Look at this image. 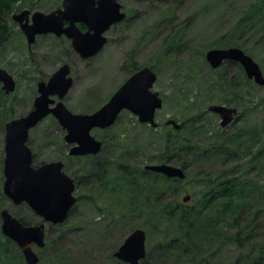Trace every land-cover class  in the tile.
<instances>
[{"label":"rangeland","instance_id":"1","mask_svg":"<svg viewBox=\"0 0 264 264\" xmlns=\"http://www.w3.org/2000/svg\"><path fill=\"white\" fill-rule=\"evenodd\" d=\"M117 1L127 17L106 32L108 41L100 51L86 57L74 48L65 34H41L34 44L29 45L19 23L12 18L13 14L24 9L56 10L63 7V0H17L9 13L7 20L11 30L8 40L0 46V67L12 74L16 87L6 93L0 82V212L7 208L15 216L31 223H39L43 219L28 203L16 204L3 190L5 124L32 110L40 81H47L61 64L68 63L74 83L64 96V102L75 113H90L109 100L133 73L134 67L148 65L158 74L152 89L163 99L162 108L156 112L157 126L141 122L137 114L124 110L111 127L92 129L96 138L105 141V150L95 156H71V144L64 138L66 129L52 114L30 130L28 144L34 153V164L61 160L65 171L81 180L77 184L76 195H82V198L75 204V211L61 225L47 223V247L33 246L42 258L41 264H129L119 260L114 252L137 227L147 232V254L139 264H251L253 253L258 252L264 240L240 244L224 237L212 247L211 244L207 246L209 250L205 254H195L192 248L201 244V237L195 234L190 239L183 235L179 238L188 240L189 247L175 242L169 246L171 249H165L169 239L179 234L173 226V218L157 224L155 219L150 220L144 214L138 213L137 216L136 212L128 211L129 207L122 200L125 195L135 197L145 193L144 184H138L137 178L154 183L155 175L143 176L145 165L163 162L166 145L170 149L167 153L173 156L166 162L178 166L186 162L188 179L193 182L187 184V178L181 180L167 176L172 180H165L167 185L161 184L164 188L159 191L163 192L161 199L159 193L158 199L155 194L157 208L168 203L167 207L177 212L191 209L196 213L201 207L198 204L202 200V184L194 180L201 168L208 169L213 177L228 173V177L249 182L246 183L249 188L251 181L259 179L264 187L262 159L252 161L250 153H242L235 156L236 159L225 160L227 154L219 151L224 135H232L240 128L246 129L249 126L247 122L254 126L264 124V107L259 103L264 97V86L249 79L239 62L228 61L212 68L206 59L208 50L234 46L230 43L238 38L239 42L246 44L241 46L242 49L253 56L264 71V29L244 36L241 35L242 30H236L240 15L254 0ZM221 79L224 81L220 87L218 81ZM236 87L246 106H239V116L227 127H222L220 116L208 108L211 104L237 105L238 97L224 91ZM52 97L59 100L58 95ZM170 118L179 122L185 120V128L168 138L171 125L165 123ZM262 140L264 135L256 140L254 148ZM185 141L191 148H185V151L190 149L186 153L180 152L182 147H186L182 146ZM201 146L210 149L209 154L197 156V147ZM102 167H105L104 180L108 185V188H103L105 191L95 180L88 181L84 177L91 172L101 173ZM229 168L232 171H228ZM124 177L129 185L119 190L121 182L118 179ZM188 193L192 198L184 202L183 197ZM246 195L245 206L233 216L237 220L231 221L225 229L228 233L239 231L238 223L244 225L253 218V206L259 208L261 205L256 193ZM176 202H179V207ZM215 205L204 207L199 218L213 216ZM1 222L0 216V238H4ZM256 223L259 224V220ZM243 232L247 234V231ZM257 232L262 235L264 230ZM16 262L25 264V259H16Z\"/></svg>","mask_w":264,"mask_h":264},{"label":"water","instance_id":"2","mask_svg":"<svg viewBox=\"0 0 264 264\" xmlns=\"http://www.w3.org/2000/svg\"><path fill=\"white\" fill-rule=\"evenodd\" d=\"M63 6V9L50 13L35 11L31 23L28 18L23 21L29 11L15 15L30 43L36 40L38 33H65L72 38L73 46L82 56H91L107 42L104 32L114 22L126 17L117 0H64ZM65 20L69 21L66 27ZM79 21L87 24L86 32H82L77 26ZM206 59L214 68L222 65L225 60L237 61L242 64L249 78L264 86L260 64L239 47L210 49L206 53ZM70 72L69 64H64L47 81H40L39 94L32 110L5 124L4 193L16 204L28 203L43 218L38 224L28 225L7 208L0 212L2 232L20 247L25 264H40L33 246H45L47 222L63 223L77 199L73 194L74 179L63 170L62 161H47L37 166L33 164V151L27 146L30 130L51 113L67 130L66 141L75 143L70 149L71 154L98 153L102 142L91 134L94 127L106 128L113 125L125 108L137 114L141 122L156 126V110L163 104L159 93L152 90L157 72L150 66H144L131 75L100 108L92 113H74L63 101L74 83ZM0 81L3 82L2 88L6 93L12 92L16 87L14 77L2 67ZM52 95H58L60 100L56 102ZM208 109L221 115L222 126L230 123L238 111L236 107L221 104H213ZM166 123L173 124L176 129L181 128V124L173 119ZM145 168L180 179L186 176L182 167L169 163L148 164ZM190 198V194H187L183 200L187 202ZM146 238V231L136 228L126 237L115 256L124 262L138 264L146 256Z\"/></svg>","mask_w":264,"mask_h":264},{"label":"trees","instance_id":"3","mask_svg":"<svg viewBox=\"0 0 264 264\" xmlns=\"http://www.w3.org/2000/svg\"><path fill=\"white\" fill-rule=\"evenodd\" d=\"M16 3L17 0H0V46H2L9 38L10 26L7 17L9 13L14 9ZM258 29H264V0H254L250 2L246 9L240 15L236 27L237 31H243V33L241 34L242 36L248 33H252L253 31H256ZM230 44L239 47H243V45H246L243 42H239L238 38L236 39V41H233ZM224 46H227V44H224ZM262 63L264 64V61ZM136 70H138V68L134 67V69L132 70L133 73ZM223 81V79L218 81L220 87L223 84ZM224 91L228 92L232 96L238 97L237 105H235L236 107L246 106L245 102L242 101L243 98L239 96L240 91L238 90V87L230 91L224 89ZM228 101L232 102L230 99ZM259 103L264 107V97L259 101ZM181 125V129L179 130H175L171 126V128L167 132L168 138L174 137L179 132L184 131L185 120L181 122ZM247 125L249 126L246 129L240 128L239 130L233 132L232 135L227 134L223 136L224 142L220 144L219 151H223V153L227 154L225 160H227V158L236 159L235 156H240L242 153H250L252 161H258L260 159L264 161V140L261 141L258 147L254 148L256 140L260 139L262 135H264V124H262L263 126L261 124H255L254 126L250 122H247ZM185 139L188 138H184V140ZM189 140L191 141V139ZM185 142L186 144L182 146L186 147H182V150L178 151L186 153L190 150V143L188 141ZM216 145L219 144L217 143ZM167 147L168 145H166L165 148L166 154L162 155L163 162L171 161V159H173L171 153H167V150H170ZM187 147L189 148L185 151L184 149ZM209 150L210 149H208L206 146H201V148L197 147V151L195 154H198L197 156L209 154ZM181 164L183 168H187L185 167L186 162H182ZM262 165L264 166V163H262ZM104 169L105 167H102L100 169L102 170L101 173L95 174L91 172L89 174H86L84 177L88 181L95 180L96 183H99L101 185L102 189L108 188L107 182L104 180ZM198 170L200 171L195 174L194 181L196 183L202 184V189L200 192L202 193V200L201 203L198 204L201 205V207L199 208V210H197L196 213H194L191 209L185 211L180 208L179 209L182 211L177 212L176 210H174V208L167 207L168 203L164 204L163 207L157 208V194L159 193V198L161 199V194L163 192L159 191L164 190V188L161 187V184H164L165 180L170 181L172 179L168 178L167 176L161 173H153V171L149 170H146V173L144 175L142 173V175L145 177L155 175L156 178L152 179L154 183H148L146 180H142L141 177L137 178L135 181H137L138 184H144L145 193H142V195H136L135 197H126L125 195L122 201L124 204L127 205V207H129L128 211L136 212L135 215L137 216L138 213L144 214L150 220L155 219L154 221H156L157 224L162 223L167 218H173L176 223H173V226L179 231V234H177L178 236H173L169 239L167 243L169 245L165 246V249H171L169 246L173 245L175 242H178V244L181 243L184 246L189 247L190 245L188 240L181 241V239L179 238L183 235H187V238L190 239L195 234H197L198 238L201 237V244L192 248V250L196 251L195 254H205L209 250V247L207 246L211 244L212 247L217 241L223 239L224 237L229 239L232 238L240 244H243L246 241L254 242L258 239L264 240V233H262V235H259V233L257 232V230H264V187L262 183L263 181H259V179L255 182L251 181V187L249 188L248 186H246V183L249 182H242V179H239L237 177H228V173H221L220 176L213 177V173H209V171H207L208 169L204 170L203 168H201ZM228 171H232V168H229ZM186 178H189L188 172ZM115 180H117V178ZM118 180L119 182H121V184L119 185L120 187H118L119 190H122L123 188H126V186L129 185V181H127L125 177L123 179ZM245 180L249 181V179ZM155 182H157V184ZM190 182H193V180L190 179L187 184H190ZM103 191L105 190L103 189ZM134 191L136 190L134 189ZM252 192L258 195L261 203L259 208H261L262 210L256 206H253L252 212L254 213V217L249 219L244 225H239V222V231L235 233H228L225 230L226 227L228 226V224H231V221H234V219L237 220V218L233 216L237 213H240L242 207L245 206L243 205L244 201L247 200L246 194H250ZM143 194L146 195L144 196ZM155 194L157 196V199L155 197ZM81 198H79V200ZM176 203L178 206L179 202ZM211 204H217L213 207V210L215 209L213 216H202L200 219L199 216L203 215L202 212L204 210V207L209 206ZM75 209L76 206L71 209L70 213L72 214ZM22 220L26 224H32L29 221H25L24 219ZM257 220H259V224L256 223ZM243 231H247V234H244ZM46 245H48L47 242ZM253 254L255 256L252 257L251 264H264V243L260 245L258 252ZM21 258H23V255L19 251L15 243H13L9 238H0V264H17L16 259L21 260ZM41 260L42 258L40 257V261Z\"/></svg>","mask_w":264,"mask_h":264},{"label":"flooded vegetation","instance_id":"4","mask_svg":"<svg viewBox=\"0 0 264 264\" xmlns=\"http://www.w3.org/2000/svg\"><path fill=\"white\" fill-rule=\"evenodd\" d=\"M24 11H29V14H27L25 17H24V22L26 21V19L25 18H28V22L29 23H31L32 22V14L34 13V11H31V9H24V10H22L21 12H19V13H16V14H14V15H12V18L16 21V22H18L19 23V25H20V27H21V22H19L16 18H15V15H19L20 13H22V12H24ZM41 11V10H40ZM64 24H65V22H64ZM67 24V23H66ZM79 25V24H78ZM79 28H80V30L82 31V32H86L87 30H88V26H87V24H85V23H82L81 25H79ZM39 35H41V34H39ZM37 37H38V35L36 36V39H37ZM63 64H61L59 67H61ZM58 67V68H59ZM73 146V145H72ZM103 150H105V148H104V146H102L101 147V150L99 151V152H101V151H103ZM98 152V153H99ZM70 153V152H69ZM97 153H88V154H84V155H73V154H71L70 153V155L71 156H95ZM76 181H77V184L79 183V181H81L80 179H79V177L76 175ZM81 198L82 197V195H80V196H78V198Z\"/></svg>","mask_w":264,"mask_h":264},{"label":"bare ground","instance_id":"5","mask_svg":"<svg viewBox=\"0 0 264 264\" xmlns=\"http://www.w3.org/2000/svg\"><path fill=\"white\" fill-rule=\"evenodd\" d=\"M28 144V143H27ZM27 146H29V144L27 145ZM30 147V146H29Z\"/></svg>","mask_w":264,"mask_h":264}]
</instances>
